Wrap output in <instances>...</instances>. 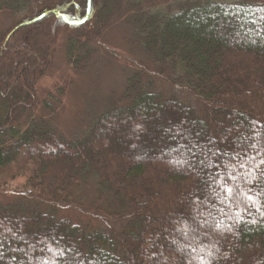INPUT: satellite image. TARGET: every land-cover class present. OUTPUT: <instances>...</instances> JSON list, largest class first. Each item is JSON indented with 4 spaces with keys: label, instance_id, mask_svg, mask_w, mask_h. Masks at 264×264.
Wrapping results in <instances>:
<instances>
[{
    "label": "trees",
    "instance_id": "16d2710c",
    "mask_svg": "<svg viewBox=\"0 0 264 264\" xmlns=\"http://www.w3.org/2000/svg\"><path fill=\"white\" fill-rule=\"evenodd\" d=\"M1 14L15 20L0 28V193L19 197L0 203V264H264V0H0ZM119 21L151 65L67 138L36 114L59 29L83 71ZM90 179L103 226L59 213ZM216 179L254 200L217 198Z\"/></svg>",
    "mask_w": 264,
    "mask_h": 264
},
{
    "label": "rangeland",
    "instance_id": "374dc122",
    "mask_svg": "<svg viewBox=\"0 0 264 264\" xmlns=\"http://www.w3.org/2000/svg\"><path fill=\"white\" fill-rule=\"evenodd\" d=\"M12 16L0 15V28H7L13 22ZM72 33L59 29L58 41L52 49L48 67L40 74L36 88L39 105L36 114L42 113L54 117L60 131L67 138H74L86 127L87 120L104 110L110 103L116 102L125 89L127 77L133 71L151 65L129 41L130 33L123 21L108 27L102 38L95 43L96 54L88 67L77 71L65 56V44ZM149 64V65H148ZM156 87L165 94L172 91L171 84L155 76ZM174 91L185 100L188 98L195 104L199 112L202 105L199 100L185 89L175 88ZM54 104L55 112L48 111L43 101ZM96 181L90 179L76 187L73 198L80 206H61L60 214L72 220L95 223L103 226L106 223L103 215L90 204L96 193ZM19 197L16 191L0 193V203ZM120 226V220H111Z\"/></svg>",
    "mask_w": 264,
    "mask_h": 264
},
{
    "label": "snow or ice",
    "instance_id": "6c2138e0",
    "mask_svg": "<svg viewBox=\"0 0 264 264\" xmlns=\"http://www.w3.org/2000/svg\"><path fill=\"white\" fill-rule=\"evenodd\" d=\"M139 127V126H137ZM253 147H257V145H253ZM249 159H253L252 157H249ZM176 163H185L186 161H174ZM261 163H264V160L261 161ZM232 167H234V165H231ZM241 167H244L243 164H241ZM256 168H259V165H256ZM230 177L232 180H236L237 177L236 176H232L231 173H229ZM261 175H264V172L261 173ZM211 179V178H210ZM245 179H255L254 174L249 173L248 176L245 177ZM214 182L216 184H218L220 186V192H215V195L217 196V198L220 199H228L229 197L232 198V201L235 202L237 204V206H242L241 204V198L243 203H247V202H252L254 200V197L252 195H248V193L245 192H237L236 189L227 186V184H221V182L216 179L214 180ZM215 191V190H214ZM221 193H226L227 196H221ZM264 214V213H262ZM238 219H243V217H238Z\"/></svg>",
    "mask_w": 264,
    "mask_h": 264
},
{
    "label": "water",
    "instance_id": "95a60500",
    "mask_svg": "<svg viewBox=\"0 0 264 264\" xmlns=\"http://www.w3.org/2000/svg\"><path fill=\"white\" fill-rule=\"evenodd\" d=\"M42 15H43V14H42ZM42 15L38 16L37 18L33 19L32 21H35V20H37V19L41 18V17H42ZM86 17H87V16H85V18H84V19L80 20V22L84 21V20L86 19ZM67 21H68V20H67ZM68 22H69V21H68Z\"/></svg>",
    "mask_w": 264,
    "mask_h": 264
}]
</instances>
